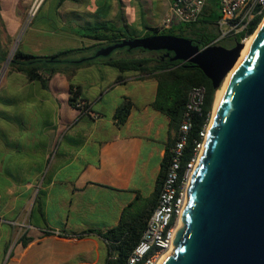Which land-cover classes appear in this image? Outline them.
Listing matches in <instances>:
<instances>
[{
	"label": "crops",
	"instance_id": "1",
	"mask_svg": "<svg viewBox=\"0 0 264 264\" xmlns=\"http://www.w3.org/2000/svg\"><path fill=\"white\" fill-rule=\"evenodd\" d=\"M173 1L51 0L38 22L48 0H13L19 11L9 17L0 0V51L6 39L18 37L14 50L36 55L51 44L92 47L102 43L91 38L100 25L143 38L160 26ZM94 50L81 52L82 58ZM118 50L114 58L127 55ZM106 58L54 66L51 76L47 68L45 83L14 68L0 79V264H106V242L80 235L106 232L131 204L155 195L179 127L152 107L156 79L122 73ZM74 88L99 119L74 107ZM126 100L132 108L120 123L116 113ZM26 237L32 241L23 246Z\"/></svg>",
	"mask_w": 264,
	"mask_h": 264
},
{
	"label": "water",
	"instance_id": "2",
	"mask_svg": "<svg viewBox=\"0 0 264 264\" xmlns=\"http://www.w3.org/2000/svg\"><path fill=\"white\" fill-rule=\"evenodd\" d=\"M244 47L201 49L184 37L155 35L124 39L74 63L123 48L166 51L172 61L198 66L218 90ZM160 264H264V21L212 119L174 251Z\"/></svg>",
	"mask_w": 264,
	"mask_h": 264
},
{
	"label": "trees",
	"instance_id": "3",
	"mask_svg": "<svg viewBox=\"0 0 264 264\" xmlns=\"http://www.w3.org/2000/svg\"><path fill=\"white\" fill-rule=\"evenodd\" d=\"M219 8L216 0H210V5L204 11L200 20L195 24H184L179 27L160 32L157 28L147 32L144 37L155 35H173L184 37L193 41L201 49L208 46L216 37L214 28L215 22L219 19ZM262 21V17L257 18L247 31V35H252ZM95 34L92 39L100 41L99 45L84 47L78 49H69L59 53L43 56L31 53H25L17 49L9 68H14L24 73L29 80H40L46 82L45 74L47 68L50 69L49 75L55 72L54 66H60L65 63H74L69 61V57L74 53L84 52L94 48V54L103 46L115 44L124 39H133L127 28H120L112 25L95 27L92 29ZM243 37H238L241 41ZM127 55L114 58L111 54L107 57V64L120 72H135L144 76L153 77L158 82L157 94L152 102V107L167 115L175 127L182 123L189 92L193 87L204 86L206 96L202 114L196 115L193 121V127L188 134L186 145L181 157V172L187 166L194 154V148L197 141L200 140V132L204 125L212 118L214 105L216 101L217 89L213 87L212 81L205 73L192 63L182 61H172L171 53L166 56V51H146L141 48L129 50L123 48ZM119 50H116L117 52ZM143 53L139 54L138 53ZM103 57L94 58V60ZM93 59H88L82 63H88ZM5 59L0 60V64ZM81 64V63H80ZM1 69V65H0ZM79 92V90H78ZM74 105V95L71 98ZM132 102L126 100L117 110L116 117L120 123H124L128 118ZM179 137V136H178ZM178 140V139H177ZM167 149L166 155L162 161L161 170L157 179L155 195L140 205L131 204L122 213L119 223L106 232L89 230L80 237L95 235L106 242L107 260L106 264H127L128 258L140 241L144 230L146 229L149 218L151 217L158 200L159 193L164 184L170 161L172 159V147ZM31 238H22L23 246L31 242Z\"/></svg>",
	"mask_w": 264,
	"mask_h": 264
},
{
	"label": "built area",
	"instance_id": "4",
	"mask_svg": "<svg viewBox=\"0 0 264 264\" xmlns=\"http://www.w3.org/2000/svg\"><path fill=\"white\" fill-rule=\"evenodd\" d=\"M216 1L220 16L214 24L217 37L206 47L221 45L231 48L236 42L246 44L264 21V0ZM209 5L210 0H174L168 14L157 29L162 32L178 25L195 24ZM259 17H262V21L258 28L252 35H247L248 29ZM238 37L243 38L238 41ZM228 44L231 46H226ZM73 95L76 109L93 119H99L100 116L92 110L89 101L78 92L77 88L73 89ZM205 96L204 86L193 87L189 92L184 117L179 128V137L171 150L172 159L156 207L127 264H160L168 252L174 251V240L178 229L182 226V214L188 202V189L204 150L213 119L211 118L204 125L200 132V140L195 144L193 157L187 163L185 170L181 172L182 152L195 116L202 114Z\"/></svg>",
	"mask_w": 264,
	"mask_h": 264
},
{
	"label": "rangeland",
	"instance_id": "5",
	"mask_svg": "<svg viewBox=\"0 0 264 264\" xmlns=\"http://www.w3.org/2000/svg\"><path fill=\"white\" fill-rule=\"evenodd\" d=\"M12 1L13 0H5V15L7 17L9 16H13L14 15V11L18 12L19 11V6L17 3L15 4H12ZM51 2V0H48V2L44 5V7L42 8L39 16H38V19L37 21H44L46 19V16H47V8L49 6V3ZM33 19V18H32ZM31 22V21H30ZM102 26V25H100ZM99 26V27H100ZM181 25H178L177 27H179ZM25 28H23L21 30V32L24 31ZM20 34V33H19ZM20 37L14 39L15 41L13 42V40L11 41L10 39H6L5 42L3 44H1V51H0V60L2 59H5L4 62H2L1 65V69H0V79L4 76L5 74V71L9 68V63H7V58L10 57L11 55L10 54H13V50L15 48H17L20 44V42L22 41V38L19 39ZM24 46V44L22 45ZM67 46L69 45H62V44H51V45H45L43 47V49H41L40 53H37V54H41V55H52V54H55V53H58L62 50H65V48H67ZM82 46V45H81ZM228 47H230L231 45H226ZM12 52V53H11ZM85 52V51H84ZM87 56L89 53H86ZM141 55L142 53H138V55ZM83 59L82 58V53H74L72 54L70 57H69V61H79ZM227 78V77H226ZM11 79H12V76H7V81L8 83H11ZM226 80V79H225ZM225 80L224 82L222 83L221 87L218 89V91L223 87L224 83H225ZM217 91V92H218ZM0 98L3 97L4 93L3 91L0 92ZM1 100V99H0ZM216 101H217V94H216ZM216 101H215V105H216ZM215 105H214V110H215ZM214 110H213V115H214ZM213 118V116H212ZM101 256L102 258H104L106 256L105 254V251H101ZM76 261H79V260H76ZM74 263L75 261L74 260H70L69 263ZM100 264H104V261H102Z\"/></svg>",
	"mask_w": 264,
	"mask_h": 264
},
{
	"label": "bare ground",
	"instance_id": "6",
	"mask_svg": "<svg viewBox=\"0 0 264 264\" xmlns=\"http://www.w3.org/2000/svg\"><path fill=\"white\" fill-rule=\"evenodd\" d=\"M262 25H263V22H262V24L260 25L259 29L256 31V33H255V34H254V35H253V36H252V37L246 42L245 47H244V49H243L242 52H241V57H240L238 63H237L236 66L233 68V70H231V71L229 72V74L227 75V78H226V80H225V83H224L223 87L217 92V101H216V105H215V110H214V115H213V117H215V115H216V111L218 110V108H219V106H220V104H221V102H222V100H223V98H224V96H225V94H226V91H227V89H228V87H229V85H230V83H231V81H232V79H233V77H234L236 71H237V68L239 67V65L241 64V62L243 61V59H244L245 56L247 55L249 49L251 48L253 42L255 41V38H256L257 35H258V33H259L260 28L262 27ZM172 253H173V250H172L171 252H168V253L164 256V258H165L167 255L172 254ZM164 258H163V259H164ZM163 259H162V260H163Z\"/></svg>",
	"mask_w": 264,
	"mask_h": 264
}]
</instances>
